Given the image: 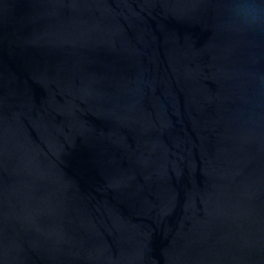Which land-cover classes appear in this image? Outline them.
Wrapping results in <instances>:
<instances>
[{
	"label": "water",
	"instance_id": "obj_1",
	"mask_svg": "<svg viewBox=\"0 0 264 264\" xmlns=\"http://www.w3.org/2000/svg\"><path fill=\"white\" fill-rule=\"evenodd\" d=\"M0 264H264V0H0Z\"/></svg>",
	"mask_w": 264,
	"mask_h": 264
}]
</instances>
